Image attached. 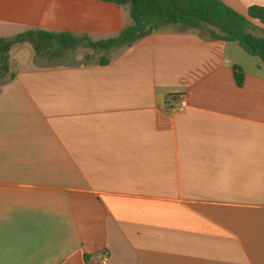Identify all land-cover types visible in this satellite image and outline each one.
<instances>
[{"label":"crops","instance_id":"obj_1","mask_svg":"<svg viewBox=\"0 0 264 264\" xmlns=\"http://www.w3.org/2000/svg\"><path fill=\"white\" fill-rule=\"evenodd\" d=\"M223 1L245 16L264 6ZM130 23L126 6L101 0H0V37L44 29L98 40ZM79 50L10 51L0 264H264V63L173 26L105 65Z\"/></svg>","mask_w":264,"mask_h":264},{"label":"trees","instance_id":"obj_2","mask_svg":"<svg viewBox=\"0 0 264 264\" xmlns=\"http://www.w3.org/2000/svg\"><path fill=\"white\" fill-rule=\"evenodd\" d=\"M101 1L128 8L131 23L116 36L93 40L86 34L29 29L11 37H0V87L15 77L10 66V51L16 45L29 43L37 55L47 59L85 49L91 51L88 58L96 57L98 64L105 65L110 61L109 54L115 49L128 47L164 26L197 30L211 39L235 42L244 52L264 63V30L251 20L264 22V6H250L245 16L223 0ZM243 76L241 67L234 66L238 85L242 84Z\"/></svg>","mask_w":264,"mask_h":264},{"label":"built area","instance_id":"obj_3","mask_svg":"<svg viewBox=\"0 0 264 264\" xmlns=\"http://www.w3.org/2000/svg\"><path fill=\"white\" fill-rule=\"evenodd\" d=\"M186 107H187L186 100L184 98H180L178 103L173 107V110L177 112H182L185 110ZM107 260H108L107 255H104L102 257V263L105 264Z\"/></svg>","mask_w":264,"mask_h":264},{"label":"rangeland","instance_id":"obj_4","mask_svg":"<svg viewBox=\"0 0 264 264\" xmlns=\"http://www.w3.org/2000/svg\"><path fill=\"white\" fill-rule=\"evenodd\" d=\"M31 46V45H30ZM32 47V46H31ZM30 48V47H29ZM76 52H80V54L81 53H83L84 51H82V50H79L78 49V51H76ZM243 54V56L246 58V60H249L251 63H254V62H256V63H259L260 62V60H259V58L258 57H255V56H251V55H249V54H247V53H242ZM83 55V54H82Z\"/></svg>","mask_w":264,"mask_h":264}]
</instances>
